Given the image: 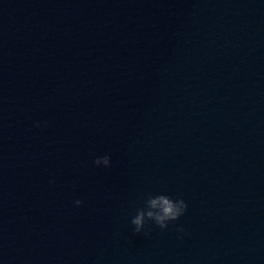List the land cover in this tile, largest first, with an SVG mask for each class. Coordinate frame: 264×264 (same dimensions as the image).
Segmentation results:
<instances>
[{
	"label": "water",
	"instance_id": "95a60500",
	"mask_svg": "<svg viewBox=\"0 0 264 264\" xmlns=\"http://www.w3.org/2000/svg\"><path fill=\"white\" fill-rule=\"evenodd\" d=\"M0 264H264V0H0Z\"/></svg>",
	"mask_w": 264,
	"mask_h": 264
},
{
	"label": "clouds",
	"instance_id": "9594fccd",
	"mask_svg": "<svg viewBox=\"0 0 264 264\" xmlns=\"http://www.w3.org/2000/svg\"><path fill=\"white\" fill-rule=\"evenodd\" d=\"M39 127V124L36 125ZM94 163L99 166L103 164L105 167L110 166V157L104 156L97 158ZM77 206L83 202L75 201ZM187 211V204L183 199L173 200L171 197L159 194L149 195L145 201L143 208L137 209L136 215L131 219V224L134 226V232L139 234L145 225L151 221L160 229H166L170 223H173ZM183 231V229H178Z\"/></svg>",
	"mask_w": 264,
	"mask_h": 264
}]
</instances>
